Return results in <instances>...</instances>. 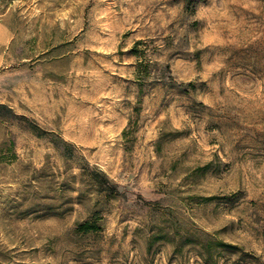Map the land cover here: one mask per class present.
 Instances as JSON below:
<instances>
[{
  "label": "rangeland",
  "instance_id": "rangeland-1",
  "mask_svg": "<svg viewBox=\"0 0 264 264\" xmlns=\"http://www.w3.org/2000/svg\"><path fill=\"white\" fill-rule=\"evenodd\" d=\"M0 104V264H264V0H0Z\"/></svg>",
  "mask_w": 264,
  "mask_h": 264
},
{
  "label": "trees",
  "instance_id": "trees-1",
  "mask_svg": "<svg viewBox=\"0 0 264 264\" xmlns=\"http://www.w3.org/2000/svg\"><path fill=\"white\" fill-rule=\"evenodd\" d=\"M167 84L166 85H170V86H174L175 85V82L173 80V78L170 76V80L169 82H166ZM0 107L1 108H4V109H9L7 108L5 105L3 104H0ZM10 111V110H9ZM63 143V149L66 153H68V155H70V151L73 149V146L66 142V141H62ZM94 181L96 182L97 185H100L102 188V190L104 189H109L110 191H117L118 189V185L115 184V183H112L108 176L101 172V171H98V170H94ZM107 183H110V188H104L103 185L107 184ZM81 229H83V231H88L89 229H91V225L89 223H83L80 225Z\"/></svg>",
  "mask_w": 264,
  "mask_h": 264
}]
</instances>
